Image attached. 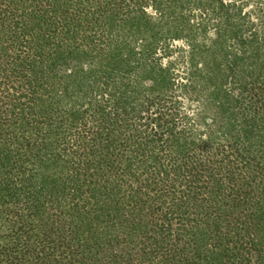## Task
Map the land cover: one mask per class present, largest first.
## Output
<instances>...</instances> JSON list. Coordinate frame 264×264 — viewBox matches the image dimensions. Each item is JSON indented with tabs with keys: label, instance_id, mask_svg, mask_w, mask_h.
Returning a JSON list of instances; mask_svg holds the SVG:
<instances>
[{
	"label": "trees",
	"instance_id": "16d2710c",
	"mask_svg": "<svg viewBox=\"0 0 264 264\" xmlns=\"http://www.w3.org/2000/svg\"><path fill=\"white\" fill-rule=\"evenodd\" d=\"M0 264H264V0H0Z\"/></svg>",
	"mask_w": 264,
	"mask_h": 264
}]
</instances>
